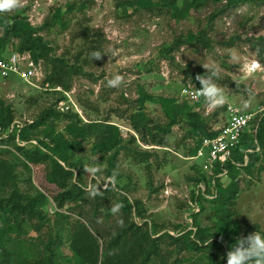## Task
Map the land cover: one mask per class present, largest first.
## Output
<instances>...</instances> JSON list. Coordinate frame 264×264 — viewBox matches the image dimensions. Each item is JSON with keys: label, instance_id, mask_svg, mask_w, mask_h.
<instances>
[{"label": "rangeland", "instance_id": "374dc122", "mask_svg": "<svg viewBox=\"0 0 264 264\" xmlns=\"http://www.w3.org/2000/svg\"><path fill=\"white\" fill-rule=\"evenodd\" d=\"M126 2L132 0H19L18 8L0 12V16H20L26 18L33 28H42L51 16L61 10L65 23L46 27L40 32L57 55L67 54L72 58L81 51L82 26L99 32L105 39L104 57L92 60L85 69V75L74 77L69 82V90L57 87L47 91L20 81L10 82L0 84V103L14 111L18 127L31 124L49 109L61 114L69 111L78 114L84 123L95 121L113 125L120 131L126 146L138 152H151L153 157L141 163L140 158L120 149L117 151V166L111 171L108 160L115 151L96 153L92 142L87 141L73 151L70 162L81 170L85 184L94 179L106 188L108 183H112L109 175L117 176L118 181L113 186H120L132 201L142 202L148 220L160 231L157 236L168 233L177 237L198 226L206 238L228 244L229 240H238L256 231L264 234V158L240 174L239 194L230 206L234 224L226 226L231 231L235 230L237 235L229 238L219 226L212 204L201 201V205L198 203L197 206L193 201V194L200 192V184L196 181L201 175L203 160H189L193 143L188 137L190 127L185 119L173 127L168 144L162 147L143 143L133 130L130 119L139 110L137 100L140 91L144 90L155 97L173 99L176 105L188 103L204 117L211 118L209 124L212 130L222 127L227 119L225 106L210 109V115H207L209 108L205 100H188L183 95L185 86L193 83L199 87L195 77L207 73L203 65L219 68L220 80L228 76L236 84L244 86L240 93L223 86L227 103L239 106L243 111L257 110L264 104V61L260 58V47H253L248 39L264 37V5L246 3L213 17L225 3H210L193 10L186 20L178 21L167 9L149 11L130 5L125 9L123 4ZM73 5L76 9L71 8ZM200 32L210 39V49L191 44L170 51L175 38ZM2 35L0 27V37ZM17 44L14 40L9 43L12 49ZM233 54L237 55V60L232 59ZM256 61L262 65L261 70L255 74L241 71V65ZM113 75L122 77L119 87H108L107 81ZM146 112L154 123L166 121L160 105L148 103ZM48 124H53L55 130L61 133L67 121L61 115L50 119ZM45 130L46 127L34 135L42 139ZM129 135L136 138L135 144H130ZM32 143L36 144V141ZM0 149L9 151L2 154V158L13 165L20 179V188L44 192L48 197L47 212L53 214L56 208L52 197L58 194L59 189L49 179V164L32 166L28 171L14 143L5 142ZM93 168L96 171H92ZM206 175L210 178L209 174ZM29 178L32 187L26 183ZM222 183L227 185L229 179L223 178ZM0 195H6L5 191L0 190ZM119 198L118 195L114 197L112 217L104 222L108 230L114 229L118 219ZM47 233L45 227L42 234L46 236ZM38 236L36 232H31L28 237ZM163 240L160 255L153 259L152 264H175L177 260L199 256L180 251L167 236ZM58 252L70 262L68 245ZM215 254H227V251L219 250Z\"/></svg>", "mask_w": 264, "mask_h": 264}, {"label": "trees", "instance_id": "16d2710c", "mask_svg": "<svg viewBox=\"0 0 264 264\" xmlns=\"http://www.w3.org/2000/svg\"><path fill=\"white\" fill-rule=\"evenodd\" d=\"M210 3H225L213 15L216 17L228 10L237 9L242 4L264 5V0H132L123 6L125 9L130 5L149 11L167 9L174 19L183 21L193 10L204 8ZM71 8L76 9V6ZM83 9L84 6L81 11ZM58 23H65L61 10L51 16L42 28H33L26 18L20 16H0V27L3 30L0 50H5L13 40L17 41L15 50L31 53L36 62L43 63L49 90L57 87L69 90V82L74 77L85 75V69L92 61V54H104L105 39L99 32L82 26L81 51L72 58L67 54L57 55L40 32ZM248 41L253 47H260V58L264 61V37ZM191 44L210 49L212 43L204 32L189 34L187 37L175 38L170 51ZM218 83L238 93L244 88L228 76ZM137 103L139 110L132 114L131 126L147 145H167L173 127L181 119H185L190 127L188 137L193 143L190 157L197 154L202 139L214 138L218 134L210 127L211 118L196 112L188 103L176 105L173 99L155 97L144 90L140 91ZM148 103L160 105L165 112L164 123H154L151 120L146 112ZM61 115L66 119L67 126L64 132L59 133L48 121ZM44 127V138L38 139L34 134ZM129 140L132 145L137 142L133 135H129ZM87 141L92 142L96 153L115 151L108 160L111 171L117 166V151L120 149L140 158L141 163L153 157L151 152H138L137 149L126 146L118 128L106 122L84 123L76 113L68 111L61 114L49 109L31 124L18 127L14 111L3 102L0 103V145L5 142L14 143L23 159V166L28 171L32 166L49 164V179L59 189L58 194L52 197L56 210L49 214L47 195L42 191L22 190L13 165L2 158V154L9 151L0 149V190L6 194L0 195V264H152L153 259L160 255L164 236L175 242L180 251L199 254L195 259L177 260L175 264H227V255L215 252L230 251L237 240H229L228 244H223L208 239L198 226L177 237L168 233L157 236L160 231L148 220L142 202L132 201L120 186H113L118 181L117 176L109 175L112 183H108L106 188H102V184L94 179L90 184H85L81 170L70 159L73 151L80 149ZM261 158H264V116L258 117L252 124L251 132L244 134L241 146L233 155L235 164L228 162L225 165L229 179L227 185L222 183V179H214L213 182V178H208L200 170L201 175L196 182L198 185L205 183L208 187L204 193L199 189V193L193 194V201L197 206L198 203L201 205V201L212 204L214 216L229 238L237 235L235 230L231 231L226 226L228 223L234 224L230 206L239 194L240 174ZM26 183L32 187L31 178ZM94 192L97 194L93 195ZM116 195L120 197L119 216L114 229L108 230L104 222L112 217V202ZM192 215L195 216V213ZM45 227L48 233L43 236ZM31 232H36L39 236L29 238ZM248 235L250 234L245 237ZM209 240L211 244L208 243ZM65 245H68L71 253L70 262L58 252Z\"/></svg>", "mask_w": 264, "mask_h": 264}, {"label": "built area", "instance_id": "2783aa9c", "mask_svg": "<svg viewBox=\"0 0 264 264\" xmlns=\"http://www.w3.org/2000/svg\"><path fill=\"white\" fill-rule=\"evenodd\" d=\"M251 64L253 67L247 72L248 74H255L262 69V65L258 61ZM16 81L27 83L42 90H49L43 63L41 61L36 62L31 53H21L8 45L5 50H0V84ZM199 88L200 86L193 87L189 84L184 87L183 95L188 100L199 102L203 98L198 94L197 89ZM209 111L210 109L207 110V115H210ZM225 113L227 115L226 123L215 130L218 132L217 136L202 139L197 154L189 157V160L195 162L203 160L200 165L201 169L204 173L209 174L210 178H213V182H215L214 179L228 177V170L225 165L228 162L235 164L234 152L241 146L244 134L251 132L253 122L258 117L264 116V104L255 111H243L239 106L226 103ZM15 124L18 123L15 122ZM199 189L204 193L206 184L201 183Z\"/></svg>", "mask_w": 264, "mask_h": 264}, {"label": "clouds", "instance_id": "9594fccd", "mask_svg": "<svg viewBox=\"0 0 264 264\" xmlns=\"http://www.w3.org/2000/svg\"><path fill=\"white\" fill-rule=\"evenodd\" d=\"M19 6V0H0V12L11 11ZM103 56L104 54L96 52L92 54L91 59L96 61L102 59ZM232 59L237 60V55L233 54ZM203 66L207 69V73L195 77L196 81L201 85L197 89L198 94L206 101L207 108H221L226 105L227 98L223 86L217 83L221 79L220 69L216 67L210 68L206 65ZM252 67L251 63H245L241 65V71L247 73ZM121 83L122 77L120 75H113L107 81L108 87L112 88L119 87ZM244 106L247 107V103ZM92 171H96V169L93 168ZM95 194L97 193L94 192L93 195ZM208 243L211 244V240ZM226 255L227 264H264V234L256 231L247 237L239 238Z\"/></svg>", "mask_w": 264, "mask_h": 264}]
</instances>
